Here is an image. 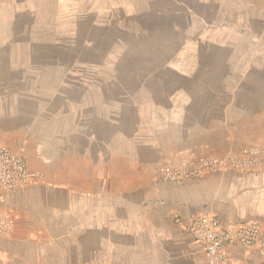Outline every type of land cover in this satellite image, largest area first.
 I'll list each match as a JSON object with an SVG mask.
<instances>
[{
  "label": "rangeland",
  "instance_id": "374dc122",
  "mask_svg": "<svg viewBox=\"0 0 264 264\" xmlns=\"http://www.w3.org/2000/svg\"><path fill=\"white\" fill-rule=\"evenodd\" d=\"M240 3L264 0H0V141L26 143L64 190L47 260L74 264L76 229L77 264L157 262L162 149L197 90L264 64V14Z\"/></svg>",
  "mask_w": 264,
  "mask_h": 264
},
{
  "label": "crops",
  "instance_id": "0c3cea01",
  "mask_svg": "<svg viewBox=\"0 0 264 264\" xmlns=\"http://www.w3.org/2000/svg\"><path fill=\"white\" fill-rule=\"evenodd\" d=\"M240 7L241 3L235 6L237 14L251 9L264 14V4ZM262 21L264 24V18ZM232 79L229 87L197 90L198 104L186 108L189 130L180 141H168L160 159L222 153L243 145L264 146V64L257 70L248 66L243 72L236 71ZM10 142L4 143L21 153L31 168L42 172L45 181L13 192L0 190V211L13 220L10 234L0 237V264H55L56 260L48 261L46 254L61 245L58 240L63 234L53 228L60 225L64 190L45 183L50 177L41 170L46 165L36 151L25 147L26 143L16 147ZM153 210L157 221L165 225V242L159 249L163 253L155 264H208L202 248L174 221L175 216L196 215L217 218L229 232L240 223L259 222L260 247L245 249L236 240L225 244L230 264L257 262L259 249L264 248V170L210 173L182 183L157 178L153 181ZM67 235L73 239L70 247L77 264L78 232L75 229Z\"/></svg>",
  "mask_w": 264,
  "mask_h": 264
},
{
  "label": "built area",
  "instance_id": "2783aa9c",
  "mask_svg": "<svg viewBox=\"0 0 264 264\" xmlns=\"http://www.w3.org/2000/svg\"><path fill=\"white\" fill-rule=\"evenodd\" d=\"M262 170L264 146L243 145L222 153L164 159L156 165L155 176L171 183H182L210 173ZM43 181L42 172L31 169L21 153L0 141V190L13 192ZM174 221L202 248L208 264H230L225 244L231 240H236L245 249L261 246L262 228L257 221L240 223L233 232L223 229L217 218L208 215L175 216ZM12 228V218L0 211V237L8 236ZM259 250L257 262L245 260L241 264H264V248Z\"/></svg>",
  "mask_w": 264,
  "mask_h": 264
}]
</instances>
